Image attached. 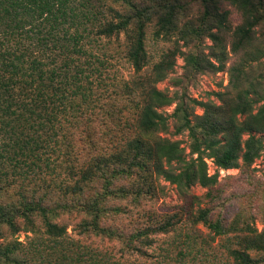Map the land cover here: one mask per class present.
Returning <instances> with one entry per match:
<instances>
[{
	"label": "trees",
	"instance_id": "trees-1",
	"mask_svg": "<svg viewBox=\"0 0 264 264\" xmlns=\"http://www.w3.org/2000/svg\"><path fill=\"white\" fill-rule=\"evenodd\" d=\"M181 1L120 0L122 6L128 7L126 12L101 5L92 13L97 23L86 26L84 22L90 19V9L85 12L78 6H72L71 0H0V140L3 141L0 149L13 154L6 155L10 164L18 149L29 150L32 155L47 147L58 151L52 147L57 146V139L53 138L57 136L54 124L62 119L72 122L92 110L89 95L81 91L88 89L90 82L101 80V66H105L108 60L103 61L102 54L86 43L90 34L99 39H119L124 35L125 58L133 69L126 88L138 96L135 136L126 143L128 154L134 156L130 167L118 168L117 160L101 156L64 165L66 184L59 187L63 186L64 193L72 194L74 199L71 203L60 202V207L63 213L75 211L81 216L75 227L79 236H72L66 225L53 221L60 213L55 205L43 203L41 198H25V202L11 211L0 208V237L4 228L11 232L18 230L16 218L20 217L26 232L37 234L41 229L47 242L42 246L35 243L33 237L25 244L17 240L0 242V264H129L123 259L127 253L125 250L146 247L153 235L167 233L172 235L167 246L173 250L183 241L181 235L189 236L185 229L195 234V238H187V243L191 240L196 251L192 252V257L189 253L185 256L177 252V255L190 259V262L179 260L178 264H216L224 258L211 245L214 235L223 241L221 247L229 264H264V228L260 231L250 226L241 229L236 221L227 224L220 219L213 220L207 208H200L192 220L187 218V223L179 214L163 220L154 214L147 215L148 223L144 230H137L132 238H124L118 233L116 238L123 241L126 249L118 250L121 255L117 259L109 250L91 245L83 237L92 234L107 240L112 234L113 228L102 224V215L111 191L109 186L115 178H131L134 171L141 173L137 188L130 193L122 188L119 190L121 197L135 194L134 201L135 197L149 193L150 183L142 181L147 167V171L175 184L180 193L185 194L194 185H199L206 188V195L211 197V189L218 182V172L208 174L203 155L208 153L216 167L225 170L240 165L250 166L261 156L264 143L256 133H264V95L257 90L249 76L250 71L245 70L243 64H233L228 68L234 94L228 99L221 98L220 104L211 100L197 102L187 95V83L191 79L225 67L226 44L212 29L226 25L228 11L220 9L215 0H197L203 7L202 18L197 23L188 21L180 25V17L186 9ZM227 2L241 17V23L234 32L238 44L245 39L251 43L249 29L259 23L264 24V0ZM151 24L155 28L153 37L169 38L174 46L153 56L154 62L148 69L151 58L146 49V28ZM205 35L214 43L212 54L202 51L183 53L176 47L179 41L199 46ZM236 47L237 44L234 49ZM178 53L183 54L184 71L175 78L177 89L167 94L156 85L173 68ZM78 95L83 102L77 100ZM172 103L175 105L170 116L174 120L175 132L185 131L190 139L189 159L185 158L177 141L156 136L169 125L160 108ZM197 103L202 109L200 115L194 114ZM145 134L151 136L142 139ZM1 157L0 170H4L5 156ZM31 165L35 163L29 162L27 167ZM97 181L106 184L103 192L82 201L79 197L83 196L85 188L91 189ZM193 198L197 199L196 196ZM35 216L40 219L39 225ZM197 223L204 224L213 236L196 227ZM233 231L244 233L236 236L230 234ZM197 240L209 244L211 251L206 250V244V249L204 245L199 244L198 247ZM169 249L162 256L159 253L155 255V262L158 261L155 264H160L159 259L169 257ZM136 252L147 255L142 248Z\"/></svg>",
	"mask_w": 264,
	"mask_h": 264
},
{
	"label": "rangeland",
	"instance_id": "rangeland-1",
	"mask_svg": "<svg viewBox=\"0 0 264 264\" xmlns=\"http://www.w3.org/2000/svg\"><path fill=\"white\" fill-rule=\"evenodd\" d=\"M135 1L137 2L138 0ZM215 1L218 2L220 9L228 11L226 25L222 28L215 27L212 29L222 42L226 44V64L218 72H206L191 79L187 83V95L197 102L211 100L216 104L221 103V98H230L234 94V90L231 89L227 70L233 64H243L245 70L250 71L249 76L255 83L257 90L264 95V24L259 23L249 29V34L252 38L251 43H248V40L245 39L243 43L238 44V37H235L234 32L237 25L241 23L239 12L229 5L227 0ZM181 2L186 5V9L183 11L182 17H180L179 24L181 25L188 21L197 23L203 16V7L199 4V1L182 0ZM71 5L78 6L85 12L90 9V19L84 22L86 26L97 23L93 19L92 13L97 11L101 5L104 7L110 5L122 12H126L128 9L127 6H122L120 0H71ZM100 9L103 10V7ZM97 17L100 16L97 15ZM146 30V49L151 58L147 68L150 69L151 64L154 62L153 56H157L162 49L166 50L173 47L174 44L173 40L169 38L153 37L152 34L155 31L153 24L147 26ZM93 35H89L90 37L87 38L86 43L91 45L93 50L102 54L101 59L103 61L106 59L108 61H105V66H101L103 71L101 80L90 82L88 84L89 88L81 91V93L85 92L84 95H89L88 98H90L92 110H89L86 116H79L72 122L63 121L62 119L61 122L54 124L57 136L54 135L53 138L54 140L57 139V146L52 147L58 151H52L50 150L51 147H47V149L38 150L35 155H32L29 150L18 149L13 163L10 164L6 159V155L13 154L9 151H1L3 141L2 139L0 140V160L1 156L4 155L5 157L3 158L7 162L6 164L4 161V170H0V208L11 211L25 202V198H33L35 200L41 198L43 203L50 202L56 206L55 209L60 211V213H57L53 221L66 225L67 232L74 237L79 236L76 235L77 229L75 227L81 216L75 211L70 213L61 211L60 206L62 205L60 202L68 201L71 203L72 199H74L72 194L64 193L65 188L63 186L62 188L59 187L60 184H66L64 165L88 161L101 156V158L110 157L113 160H117L116 163L112 162V164L115 163L118 168H123L130 167L129 164L134 160V156L128 154L126 143L135 136V107L138 103V96L126 88L133 69L125 58V37L122 34L119 39H99L93 37ZM201 42L197 46L179 41L176 47L183 53L202 51L206 54H212L211 52L214 51V48L212 49L211 46L214 43L209 36L205 35ZM236 44L237 47L234 49ZM183 66V54L178 53L173 68L169 70L165 79L157 83V88L167 94H171L176 90L177 87L174 85V81L175 78L182 75ZM77 100L80 103L83 102L80 99V95H78ZM85 105L83 104V106ZM174 105L172 103L160 108V111L167 116L169 125L165 131L156 134V136L159 135L171 141H177L183 150L185 158L189 159L191 157L189 149L190 139L187 132L176 133L174 120L170 116ZM201 113L202 109L197 103L194 107V114L200 115ZM87 116L88 118H86ZM256 135L260 136L264 143V133H256ZM149 136L151 135L145 134L141 138L145 139V137ZM119 151V156H117L116 153ZM203 156H205L208 174L212 175L218 172V182L211 189V197L206 195L207 189L199 185H194L185 194L180 193L175 184L170 183L161 175L147 171L148 167L142 175V181L150 183L149 189L147 188L149 193L135 197V201V194L121 197L119 195L121 188L130 193L140 184L139 176L141 173L134 171L133 175H130L131 178H115L109 186L111 191L105 200L106 211L102 215V224L113 228L110 237L107 240H101L92 234H86L83 236L85 241L91 245H98L102 249L109 250L117 259L121 255L118 250L126 249L124 243H122L123 241L117 240L118 233L124 238L128 236L132 238L137 230H144V225L148 223L147 215L154 214L157 219L163 220L171 215L179 214L183 219L185 218L187 223L188 219H193L200 208L209 209V214L213 220L220 219L227 224L236 221V224L241 229H244L245 226H250L259 231L263 230L264 147L261 156L252 165H240L238 168L227 170L217 168L213 158L209 157L208 153ZM29 162H34L35 165L27 167ZM101 185L102 182L97 181L91 189L86 187L83 196L79 198L83 201L92 198V194L103 192L106 184ZM193 196H196L197 199H194ZM34 218L37 225H39L40 219L36 216ZM173 220H176V218H173ZM16 222L19 226L18 230L11 232L4 228L0 242L17 240L25 244L30 237H33L35 243L45 246L47 241L41 229L37 234L26 232L23 219L17 217ZM196 227L204 233L209 234L210 232L202 223H197ZM184 232L190 233L189 236L184 237V235H181L183 241L173 250L169 249L170 245L167 246V243L172 239L170 233L165 235L156 234L153 235L152 239H148L149 245H146V247L125 250L127 253L123 255V259L129 264H155L158 262H155V255L157 256V253H159L162 256L163 252L169 249V257L167 259L164 258V260L159 259L160 264H166V261L178 264L179 260L190 262L188 257L177 255V252L178 254L182 252L185 256L189 253L192 257V252L196 251L191 240L187 243V238L191 236L195 238V234H192L190 229H185ZM242 233L238 231L236 234L233 231L230 234L240 236ZM210 234L213 236V232H210ZM199 244L200 246L204 245L206 249V243L198 241V247ZM223 244L220 237L214 235V241L211 245L215 251L222 253L224 257L217 261L216 264H229V259L226 258L227 256L224 255L225 252L221 247ZM206 245L208 246L206 250L211 251L209 244ZM192 247L193 249H191ZM141 248L147 251V255L136 252V250Z\"/></svg>",
	"mask_w": 264,
	"mask_h": 264
}]
</instances>
